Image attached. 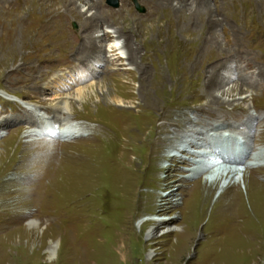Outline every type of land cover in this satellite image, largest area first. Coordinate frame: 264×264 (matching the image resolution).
Returning <instances> with one entry per match:
<instances>
[{"label": "rangeland", "instance_id": "1", "mask_svg": "<svg viewBox=\"0 0 264 264\" xmlns=\"http://www.w3.org/2000/svg\"><path fill=\"white\" fill-rule=\"evenodd\" d=\"M8 1L9 8L14 11L23 5V15L29 19L12 22L10 38L0 37V119L11 118L0 127V171L4 176L0 181L8 180L6 185L0 184L1 196L6 198L4 205L0 206V264H22V254L31 256L25 264H264L263 243L242 249L214 247L213 257L209 255L212 237L219 245L228 242L229 238H226L225 230L211 229L207 214L197 223L192 221L195 229L189 232L192 239L186 249L180 251L178 247H172L170 240L182 225V203L189 197L187 194L192 183H203L204 174L193 176L196 167H185L180 161L178 167L166 160L153 165L154 157L160 153L169 157L176 154L170 149L159 152L160 147L155 146L156 126L161 122L156 111L163 113L165 108L181 107L175 113L180 121L178 128L170 134V146L183 145V137L195 129L198 114L236 117V112L247 109L249 115H258L252 104H264V82L263 86L254 88L245 87L244 83L255 81V75L264 68V2L252 5L241 0H227L228 3L226 0H206L211 21L195 16L193 22L182 30L185 38L196 33L204 36L203 48L188 55H169L166 60L151 42L158 36L162 41L164 22L178 19L173 12L160 0H127L123 7H117L120 0H103L107 8H118V13H105L107 26L102 29L110 35L99 44L109 49L111 35L115 32L124 34L128 36L126 42L133 44L135 54L129 52L128 45H123V49L109 52L97 61L77 49L66 53L56 48L57 45H67L65 23L57 20L56 15L66 13L71 16L65 29L89 33L96 26L89 20L94 16L96 19L95 7L101 0ZM187 1L190 4L185 7L192 10L196 1ZM186 14L191 16L188 12ZM152 24H155V33L149 30ZM123 41V38L119 39V43ZM113 56L119 60L111 62ZM91 68L96 70L95 75L89 74ZM57 73L66 77L72 75L77 81H70V85L63 89L54 83L51 87L48 82ZM80 75H83L81 79L76 78ZM235 85H241L243 89L228 93L227 90ZM77 89H84L90 100L76 99ZM146 90L148 93L145 94ZM208 93L218 101H212ZM15 95L26 102L45 105L59 99L66 100L73 134L65 136L64 129L36 135L34 127L12 120V116L20 111L14 102L5 98ZM155 98L158 100L155 101L158 104L156 111L144 104ZM105 103L130 113L129 118L127 116L129 124L141 132L127 152L126 166L133 170V186L130 184L125 195L127 201L121 197L116 185L114 164L119 156L120 140L114 137L101 140L99 135L101 125L97 120H109L113 115ZM207 128L199 127V131ZM246 132V142L254 141V132ZM192 149H187L185 154ZM258 149L264 152L263 146ZM140 156H143L142 161ZM247 162L251 161L247 159ZM168 165L172 167L168 169ZM155 166L164 170L157 173ZM216 166L214 173L218 174L225 173L229 167L224 164ZM239 167L243 170L246 166ZM242 174L250 177V192L263 196L258 184L264 185L260 178L264 177V169L252 170L249 174L245 168L235 184L227 185L223 179L212 186L210 207L231 197L234 188L246 200ZM171 189L173 194L169 196ZM224 190L227 194L220 196ZM152 194L163 200L169 196V200L161 202L165 207L169 206L166 212L156 210L158 199ZM253 218L251 212L244 216L248 221ZM165 219L171 230L165 234L157 229L160 232L149 240L146 233L154 227V222ZM8 220L12 223L7 224ZM30 220L38 223L34 232L26 226ZM176 238L182 241L186 236L177 234ZM51 240L60 241V248L58 254L49 260L46 250ZM148 254L151 255L147 257Z\"/></svg>", "mask_w": 264, "mask_h": 264}, {"label": "bare ground", "instance_id": "2", "mask_svg": "<svg viewBox=\"0 0 264 264\" xmlns=\"http://www.w3.org/2000/svg\"><path fill=\"white\" fill-rule=\"evenodd\" d=\"M173 1L176 2V4H175L176 6H174ZM195 1H196V3L193 4L194 7L192 8V10H189L185 7V5L190 4V2L188 3L187 0H165V1L160 0V3H162V5H164L165 8H168L170 10V12H173V14H175L178 18L176 21L174 20V21H170V22L169 21L164 22L165 32H164V38H162V41L160 40L161 36H158V37L154 38V40H152V42H151L152 46L154 48H156L157 50H159L160 54H162L164 57H166V60L169 59V55H173V54H185V55L187 54L188 55V54H191V52H194L196 50L199 51V50H201V48H203V47H201V45L203 44V40L205 42L206 38L204 39V36L200 35V33L194 34L191 38H185L182 36L183 27L186 24H191L193 22V18L195 16L200 17L201 20L209 19L208 18L209 16L207 14L208 9H206V5H207L206 2L208 0L207 1L206 0H195ZM241 1H243L242 3H246V2L248 3L249 2L252 5L255 2H259V1L264 2V0H241ZM14 3H15V1H14ZM126 3H127V0H120L117 7L126 6V5H124ZM226 3H228L227 0H226ZM23 4H24V1H23ZM39 4H40V2H39ZM155 5H157V4H155ZM201 7H204V10L201 9ZM224 7H225V5H224ZM24 8L25 7L23 5L22 6L20 5L19 8L14 11V10L9 8V1L8 0H0V37L2 39L5 38L7 40V38H10L9 37L10 36V24L12 22H15V21L18 22V20H21V21L25 20L26 21L29 19L28 16L25 15L26 16L25 17L23 15L22 10ZM162 8H163V6H162ZM95 11H96L95 12L96 19H95V16L93 17L92 20L89 18L90 19L89 22L92 25H93V22H94V24L96 23V26L91 28L90 29L91 32H89V33H84L79 29H77L75 31L71 30L69 28L65 29L66 21L72 19L71 16H69L66 13L61 14V15H56L57 20H63L65 23V25L63 26V29H64L65 43L67 44L66 47H61V46L57 45L56 48H58L59 50H64V52H66V53H68L72 50L75 51V49H77L76 50L77 52H79L85 56L88 55V57H91L92 59L94 57V58H96L94 60H97V61L101 60L100 58H102V56H104V55L107 56L106 54L109 52L118 51L121 48L123 49V47H124L123 45H126V46L128 45L130 51L128 50V48H127V50L130 53L132 52L135 54V52H134L135 50H132L133 44H131V41L126 42L128 39V36H123L124 35L123 33H121L123 35H120V34L118 35V33L115 32L116 34L113 33L114 35H111L112 36V44L111 45L109 44V49H105V47L103 45L99 44V42L101 40L109 37V35H110V34H105V31H103V29H102L104 26H107L105 24V21H107L108 18L105 17V15H106L105 13L117 14L118 8H115L113 10L110 8H107L105 6V4L103 3V0H101V2L96 5ZM46 12H48V11H46ZM186 12L190 13L191 16L187 17L189 15L186 14ZM78 15H80V14H78ZM107 17H109V16L107 15ZM184 18L186 20H184ZM161 23H162V20H161ZM22 24L24 25V23H22ZM154 26H155V24L154 25L152 24L149 26L150 32L152 30V32L155 33V27ZM187 28H188V26H187ZM96 31L98 32L97 35L94 34V32H96ZM250 37H252V39H254V36L250 35ZM121 38H123V40H124L122 44L119 43V39H121ZM258 39H261V38H258ZM126 46H125V49H126ZM83 58H85V57L83 56ZM129 58H130V56H129ZM118 60L119 59L114 57L113 59H111V62L112 61H118ZM263 69H260L258 71V73L255 75L256 76L255 81H247L246 83H244V86L249 87V88L263 86V84H262L264 82L263 81L264 80ZM110 71H108V72H110ZM88 72H90L89 74H91V75L96 74V70H92V68ZM68 76L66 77L65 74H63V73H57L51 78V80L48 82V84H51V87H52L53 86L52 84L54 83L55 84L54 86L58 85L59 89H63L65 86L70 85V81L71 82L77 81L72 75H70L69 77ZM82 77H83V75L82 76L80 75V77H76V78L81 79ZM242 89L243 88L241 85H235V86H232V88L230 90H227V92L232 93V92H235L238 90L240 91ZM146 93H148L147 90H146L145 94ZM1 94L6 95V93H4V92H2ZM86 96H87V93L85 92L84 89H77L76 99L77 98L79 100L83 99L84 101L87 102L90 99H88V96L87 97ZM210 97H211L212 101H215V102L218 101V99L216 97H214L212 95H210ZM5 99L8 101L10 100V102L11 101L14 102V105L18 106L19 111H20L19 114L15 115L14 117L12 116V120L14 119V120L19 121V122L22 121L25 125H29V126L34 127V129L36 131V133H34V134H36V135L37 134H40V135L46 134L47 135V134L53 133L56 130L60 131V130H64V129L65 130L62 132H67L65 136H68L69 134H71V135L73 134L74 130L72 128L73 126H71L72 120H71V114L69 111L70 107L68 106V102L66 100L59 99V100L53 101V103L51 105H45V104H42L41 102H39L38 104H35L32 102L31 103L26 102L22 98H20L16 95L13 97H10V98H5ZM165 100L166 99H164L163 101L165 102ZM149 101H145L144 104L146 106H149V107L150 106L154 107L155 111H156L158 104L156 105L155 101H158V100H156V98H155V99H153V101H150V102ZM182 101H183V99H182ZM218 103H220V101ZM105 105H106V107L109 105L107 109L109 110V112L113 113V115L111 114L112 118L109 120H104V121L103 120H99V121L97 120V123L99 125H101V127H100L101 129L99 128L101 130V133L99 135H100L101 140H103L105 138H106V140H111V139H113V137L116 138L117 140L118 139L120 140L118 142L119 156H118V158L115 159L116 162L114 164V167H116V170H117L116 185H117V191L122 195L121 197H123V198L125 197V199L127 201V198L125 195H127V193H128V188H129L130 184H132V186H133V174H132L133 170L130 169V167L126 166L127 165L126 162L128 159L127 152L129 149V145L133 144L134 142H136L139 139V137H140L139 133H141V132L138 133L137 128L134 126H131L129 124L127 116L129 118L130 113L123 111V110H119V109L116 110L115 108H111V105L108 103H105ZM209 105H210V103H209ZM252 107L258 113V115L256 117L249 115L247 113V109H245V110L243 109L241 111L236 112L237 113L236 117H234V116L233 117L218 116L217 114L216 115H209V116H202L201 114H198V117L196 118V120L198 119V122L196 124H194L195 129L191 130L187 135H185L183 137L182 142H181L183 145L180 144V145H175V146H172L173 144L170 146V144H169L171 141L170 134L172 133V130L178 128L177 123L180 120H178V118L175 117V115H176L175 113L177 111H179V109L181 107H178V106H172L169 108L164 107L165 110L164 111L162 110L163 113L156 111V117L159 118L161 122L159 125L156 126V131H157L158 137L155 139L156 140L155 146H157V148L160 147L159 152H162L163 150L165 151V150L170 149L172 152L174 151L176 154H173L169 157L163 153H160L159 155L154 157L153 165H155L156 162H158V161L160 162L162 160H166L167 162H170L171 164H173V167H178L177 165H178V162L180 161L183 163V165L185 167H189L192 165L196 167L193 170V173H192L193 176H198V175H202V174H209L210 175L209 178L204 177L203 183H199V184L198 183H192L190 185L191 187H190L189 192L187 194L189 197L185 200L184 203H182V208L180 209V220H181L180 223H182V225H181L178 233H175L174 239L172 238L170 240L172 247H174V248L178 247L180 251L186 249V247L188 246V244L190 243V241L192 239V234L189 235V232H191V230L195 229V225L191 224V223H193L192 221H195V223H197L206 214H207L206 216L208 217V222L210 223L211 229L214 228V231L225 230L227 233L226 238H229L227 240L228 242L224 243L223 245L217 244L216 240L213 237L211 238L212 240L210 241V245H211L210 248L212 250L209 252V255H211L212 257H213V254H211V253H213L214 247L222 248L225 246H229V247H233V248L236 247V248L242 249L244 247H250L252 245H256L259 243L264 244V185L257 183L260 186L259 192L261 195L263 194V196H259L257 194H252L253 192L252 193L250 192V177H247L245 174H242V182H243L244 187H245V191H246V195H247V198H246L247 201L241 197V194L239 193L238 189L234 188L233 189L234 194L231 195V197L226 195L229 198H227L226 200H223V202H221V201H220V203L215 202L214 204L211 205V207H210V203H209L210 198L212 196V186L218 185L219 181L224 179V181L227 185L230 183L235 184L237 182V180L240 178V176H238V175H240V173H242L245 168H247V173H249V174L252 172V170L264 169V162H263L264 152L262 150L258 149V147H262V146L264 147V104L262 106H259L257 103H253ZM142 109H144V108H142ZM180 111L182 112V110H180ZM10 120H11L10 117L8 118V120H5V121H2L0 119V127L2 125H4V123L6 121H10ZM183 120H186V119H183ZM234 123H237V124H234ZM255 123H256V125H253ZM199 127H208V128L206 130L204 129V131H199ZM133 129H135V131H133ZM246 131H253L254 132V141L252 139L253 143H252V141H250L249 143L246 142V139L248 138V136H244L245 134H247ZM30 133H32V132H30ZM238 134L241 135V137H243L245 139H243V141H241L240 136H238ZM99 135H97V137ZM175 139H177V138H175ZM187 149H192V152L190 150V151H187L188 154H185V151ZM182 155H185V156L182 157ZM142 157L143 156H140L141 161L143 160ZM109 159L111 160L112 158H108V160ZM204 159H208L209 163L204 164V163L200 162V161H203ZM247 159H249L251 162L245 163L247 161ZM112 161H113V159H112ZM220 162L227 163L229 165L228 169H226L225 173L224 172H221L220 174L214 173V172H216L214 170V166H216ZM243 165H244V167L245 166L246 167L240 171L237 167L243 166ZM161 166H157V167L155 166L157 173L159 172L160 169H161V171L164 170V168H162ZM171 167H172V165H168L167 168L169 169ZM38 171L39 170H37V172ZM43 173H44V171H43ZM35 174H37V173H35ZM172 174H170V175H172ZM3 177H4L3 172L0 171V179H2ZM260 178L262 181H264V177L262 178V176H261ZM118 180H120V181H118ZM7 181L8 180H2V181H0L1 182L0 184L4 183L6 185ZM169 182H172V179H170ZM120 183H121V185H120ZM207 183H209V185H207ZM236 187H237V185H236ZM170 191L171 192H169V194H168L169 196L173 194V192H172L173 190L171 189ZM226 192H227V190H224L220 194V196H225ZM1 194L2 193H0V206L4 205L3 200L6 199L5 197L1 196ZM7 196H9V195H7ZM152 196L154 197V199L155 198L158 199V201H157L158 203L156 205L157 211L166 212L169 209V208H167L169 206L165 207L166 205L164 206L162 204L164 201L170 199L169 196L166 197L164 200L161 197H159V195L152 194ZM78 201H79V199H78ZM167 202H170V201H167ZM245 202H247L248 206ZM4 212H6V211H4ZM247 212H249V213L251 212L253 214V217H254L253 220L257 219V221L244 220V216L247 214ZM1 213H2V211H1ZM261 218H262V220H261ZM159 220L154 222V224H153L154 227L150 228L149 231L146 233V237L149 240H151V238L154 237L155 235H157L160 231L163 233L165 232V234H166L169 232V230H171L170 229L171 227L168 224V221L166 219L163 221H159ZM9 223H12V220H10V221L8 220L7 224H9ZM26 226L29 227V229L34 232V230H36L38 228V223L35 220H30L26 223ZM157 229H159L160 231ZM177 234L185 235L186 238L182 241H179L178 240L179 238L178 239L176 238ZM156 241L160 242L163 240L157 239ZM18 244L20 245V242ZM59 248H60V241H58V240H56V241L51 240L50 241V243L47 247V250H46V253L48 255L49 260L54 258L55 254L56 255L58 254ZM150 255L151 254H148L147 257H149ZM170 256H171V254H170ZM21 257H23V258H21L22 264H25L31 260V258H30L31 256L29 257V255H27V254L26 255L22 254ZM124 257L125 256L123 255V258ZM21 259H19V260H21Z\"/></svg>", "mask_w": 264, "mask_h": 264}]
</instances>
